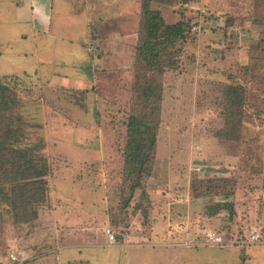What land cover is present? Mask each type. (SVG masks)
I'll return each instance as SVG.
<instances>
[{
  "label": "rangeland",
  "instance_id": "1",
  "mask_svg": "<svg viewBox=\"0 0 264 264\" xmlns=\"http://www.w3.org/2000/svg\"><path fill=\"white\" fill-rule=\"evenodd\" d=\"M21 1L0 0L1 128L12 124V147L47 161V198L18 223L0 193V264H264V0H154L167 24H188L184 37L158 46L154 63L125 55L124 71L86 90L45 87V77L88 75L60 67L86 57L52 39L57 13L84 4L91 37L115 30L137 47L145 0H55L52 36L36 41L16 23ZM82 26L58 33L82 40ZM152 84L162 91L150 104L156 161L137 181L127 125L149 112Z\"/></svg>",
  "mask_w": 264,
  "mask_h": 264
},
{
  "label": "trees",
  "instance_id": "2",
  "mask_svg": "<svg viewBox=\"0 0 264 264\" xmlns=\"http://www.w3.org/2000/svg\"><path fill=\"white\" fill-rule=\"evenodd\" d=\"M153 1L145 0L143 3L144 19L140 26L138 38L140 43L136 47L137 63L140 56L149 58L154 63L159 56L158 46L175 44L176 40L183 38L189 29L185 21L167 24L160 12L152 10ZM157 39L160 41L154 44L152 41ZM161 92V89L153 84L145 87L143 96L146 99L145 108H149V112L141 116H131L127 125L125 164L129 176L137 181H140L144 175L151 174L156 161L159 122L155 116L160 108L159 106L150 108V104L155 100L158 102L162 100ZM3 103L6 104V101ZM4 123L0 118V193L2 199L11 203L15 209L18 223H25L32 220L33 216H37L36 207L46 201L47 161L45 158H37L35 163V160L29 158L30 153L27 149L13 148L11 145V140L15 137V131H12L13 125L8 124V129L3 130L1 127Z\"/></svg>",
  "mask_w": 264,
  "mask_h": 264
},
{
  "label": "crops",
  "instance_id": "3",
  "mask_svg": "<svg viewBox=\"0 0 264 264\" xmlns=\"http://www.w3.org/2000/svg\"><path fill=\"white\" fill-rule=\"evenodd\" d=\"M57 1L61 3V0ZM54 4L55 0H22L20 7H16V23L30 27L31 35L25 36L22 34L21 36L27 40L31 37L32 39H35V41L36 39L42 37L51 38L53 31V19L55 15ZM82 10H86V12L80 15L69 10L58 12L57 17H61V20L57 21L58 26L56 27V35L52 36V39L79 47L84 53L83 58L86 57V59L80 58V60L77 59L72 63L66 62L60 67L71 66L80 72H86L88 75L87 77L83 76V74L76 75V77L53 75L50 79L45 77L43 81L46 82V88L68 87L76 90H86L89 87L92 88L102 80L100 73L122 72L125 67V64L122 62L123 57L125 55L136 56V35L134 39L131 38L130 35L126 36L119 34L118 31L114 30L112 33H103L102 35L105 37H103L100 33L98 35L101 36L91 37V23L94 18L92 19L91 16L88 15L87 6L84 4ZM69 14L70 16H66ZM101 15L97 14L96 18L99 17L103 20ZM79 19H81L80 22H78ZM84 19L86 22L83 21ZM78 23L83 25V31L80 37L82 40L76 37L67 39L59 35L58 32L60 31V26L75 27V24ZM77 33L78 32H76V35ZM40 43L41 42H39V44ZM49 46L50 45L47 47ZM131 50H133V53H131ZM53 51L54 49L49 50V52ZM32 52L42 51L39 48L34 47ZM43 64H45V61L41 62V65ZM129 64L131 65V61ZM130 65L128 66L130 67ZM36 79H38V76H36ZM39 81L43 82L42 78H40Z\"/></svg>",
  "mask_w": 264,
  "mask_h": 264
},
{
  "label": "built area",
  "instance_id": "4",
  "mask_svg": "<svg viewBox=\"0 0 264 264\" xmlns=\"http://www.w3.org/2000/svg\"><path fill=\"white\" fill-rule=\"evenodd\" d=\"M107 235L109 236V240H110L111 242H112V241H115V236H114V234L111 233L110 230H108ZM209 236H210V238H212V239L216 242V244H221V243L223 242L222 237L217 236L216 234H209ZM260 237H261L260 234H253V235L251 236V239H252V241H254V242H258L259 239H260Z\"/></svg>",
  "mask_w": 264,
  "mask_h": 264
}]
</instances>
